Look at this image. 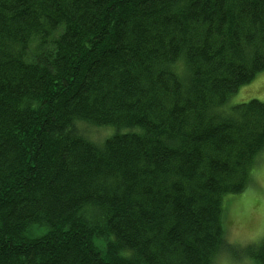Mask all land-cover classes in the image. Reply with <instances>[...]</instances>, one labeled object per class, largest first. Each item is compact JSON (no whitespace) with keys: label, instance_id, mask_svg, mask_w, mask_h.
I'll list each match as a JSON object with an SVG mask.
<instances>
[{"label":"trees","instance_id":"1","mask_svg":"<svg viewBox=\"0 0 264 264\" xmlns=\"http://www.w3.org/2000/svg\"><path fill=\"white\" fill-rule=\"evenodd\" d=\"M263 71L264 0H0V264H264Z\"/></svg>","mask_w":264,"mask_h":264},{"label":"rangeland","instance_id":"2","mask_svg":"<svg viewBox=\"0 0 264 264\" xmlns=\"http://www.w3.org/2000/svg\"><path fill=\"white\" fill-rule=\"evenodd\" d=\"M252 99L264 101V71L247 85L233 93L225 103L234 106ZM104 130H97L95 135L100 138ZM224 224L227 239L239 246L256 243L264 239V152L252 174L249 186L240 194L232 195L224 205ZM220 263L231 261L222 255Z\"/></svg>","mask_w":264,"mask_h":264}]
</instances>
